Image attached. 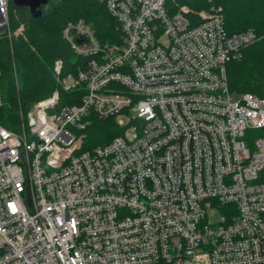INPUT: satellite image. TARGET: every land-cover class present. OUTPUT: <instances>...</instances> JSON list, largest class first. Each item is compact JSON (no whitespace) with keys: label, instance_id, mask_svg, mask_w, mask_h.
I'll use <instances>...</instances> for the list:
<instances>
[{"label":"built area","instance_id":"built-area-1","mask_svg":"<svg viewBox=\"0 0 264 264\" xmlns=\"http://www.w3.org/2000/svg\"><path fill=\"white\" fill-rule=\"evenodd\" d=\"M100 1L118 41L69 21L84 65L55 60L53 91L0 122V264H264V96L227 71L263 34L229 33L215 5L195 22L168 0ZM10 106L0 84V118ZM93 116L121 132L84 148Z\"/></svg>","mask_w":264,"mask_h":264},{"label":"trees","instance_id":"trees-1","mask_svg":"<svg viewBox=\"0 0 264 264\" xmlns=\"http://www.w3.org/2000/svg\"><path fill=\"white\" fill-rule=\"evenodd\" d=\"M185 4L191 20L198 21V11L221 7L224 26L229 33L254 28L263 36L243 48L241 56L227 64L230 90L239 94L250 92L264 96V0H168ZM84 18L102 43L118 41L117 22L100 0H53L35 18L26 6L11 8L12 29L24 25L25 38L17 36L10 42L0 39V84L11 100L0 122L12 126L18 116L19 101L24 106L49 95L55 87L54 62L62 59V74L76 72L86 59L77 55L63 37L69 21ZM84 148L105 144L121 132L114 118L92 117L84 130ZM264 134V128L257 130Z\"/></svg>","mask_w":264,"mask_h":264},{"label":"water","instance_id":"water-1","mask_svg":"<svg viewBox=\"0 0 264 264\" xmlns=\"http://www.w3.org/2000/svg\"><path fill=\"white\" fill-rule=\"evenodd\" d=\"M16 6H26L29 8L33 17L38 18L42 14L44 6L49 0H13Z\"/></svg>","mask_w":264,"mask_h":264},{"label":"rangeland","instance_id":"rangeland-1","mask_svg":"<svg viewBox=\"0 0 264 264\" xmlns=\"http://www.w3.org/2000/svg\"><path fill=\"white\" fill-rule=\"evenodd\" d=\"M51 1L53 2V0H50V1H49V4H50ZM49 4H48V5H49ZM48 5H47V6H48ZM13 6H15V4H14L13 0H11V2H10V15H11V8H12ZM84 133H85V132H84ZM255 134H256V135H264V134H259L257 131H256Z\"/></svg>","mask_w":264,"mask_h":264}]
</instances>
